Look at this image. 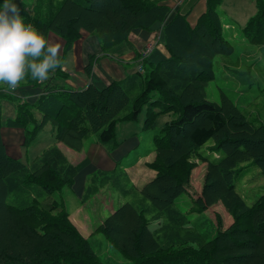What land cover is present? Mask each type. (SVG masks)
<instances>
[{
  "label": "trees",
  "instance_id": "1",
  "mask_svg": "<svg viewBox=\"0 0 264 264\" xmlns=\"http://www.w3.org/2000/svg\"><path fill=\"white\" fill-rule=\"evenodd\" d=\"M206 1L205 13L191 26L180 13L164 23L169 11L164 0H16L25 24L34 25L46 39L49 32L59 35L64 53L88 33L96 35L102 55H108L116 46L130 45L134 29L150 30L160 23L168 55L156 62L148 55L143 73L135 71L102 88L61 84L68 75L60 68L42 83L22 81L41 88L34 102L17 101L14 115L5 121L23 129V143L33 141L50 122L55 142L80 151L93 135L111 151L120 144L117 124L137 120L145 107L143 128L152 129L155 149L147 165L155 174L138 186L117 163L86 177L83 201L105 187L124 198L95 232L127 261L109 255L101 259L69 220L62 195V189L72 191L75 175L88 159L72 163L53 143L25 162L6 151L0 133V264H264V192L248 203L236 185L249 161L264 176V101L254 115L222 88L219 102L206 95L217 65L230 68L244 90H251L257 68L251 66L254 62L244 74L232 68L248 57L235 55L234 42L241 48L244 43L245 54H264L258 43L249 41L257 28L264 31V0H254L256 12L239 28L241 38L222 28L216 7L222 0ZM95 58L89 55L87 73ZM0 98L12 95L0 90ZM2 108L0 100V131ZM167 112L171 118L155 128L154 117ZM206 143L211 145L208 154L201 149ZM194 158L206 161L208 169L201 194L190 198L186 185ZM217 201L232 217L226 229L205 215Z\"/></svg>",
  "mask_w": 264,
  "mask_h": 264
},
{
  "label": "rangeland",
  "instance_id": "2",
  "mask_svg": "<svg viewBox=\"0 0 264 264\" xmlns=\"http://www.w3.org/2000/svg\"><path fill=\"white\" fill-rule=\"evenodd\" d=\"M222 1H221L222 3L216 5L217 11L220 14L221 22L223 24L222 28L224 29L225 33L230 34L235 38H241L242 36L240 34L239 28L241 26H244L248 18L256 12V7L254 6L253 1L238 0L241 3L240 5L234 4L235 0H222ZM232 15L239 22V24L238 23L236 24L235 22L233 27L231 24L230 25L226 24V23H231L230 16ZM250 29L253 30V28H250ZM262 32L264 31L260 27V28H257L256 31H254L251 36H249L250 37L249 41L252 42L254 40V43L256 44L258 43L257 47L260 49H264V35L262 34ZM160 36H162L161 32H160ZM87 42L88 43L85 45V47H87L88 49L92 51H97L98 48L101 47L96 35L87 36ZM234 44H235V47H234L235 55L239 57V54H240V56H243V57L248 56V57L245 58V60L242 59L237 67H232V68H234L235 71H238L242 74L248 72V65L252 62L254 63L251 66L254 67L255 65V67L257 68L258 75H254V73L251 74V78H250L251 81H249L252 84L251 90H244L243 83L237 80L235 76V72H233L230 68L217 65V67H215V78L211 79L207 83L206 95L210 100L219 102L220 101L219 88H222L226 90L230 96H232L231 98L234 99V101L236 102L238 106L242 107L243 109L249 108L252 114L256 115L258 114L257 110L262 109V107H260L259 105L261 104L262 101H264V54L257 53V51L249 53V54H245V52H242L244 49V43H241V45H243V48H241L238 42H234ZM250 48L252 49L253 47H250ZM68 52L69 51H66V53ZM254 56L258 58L255 61L253 59ZM4 88H6V85H3V87L0 89L1 92L5 94L10 93L12 95V99H6V98L1 99L0 98L2 102V107H3L2 108L3 125L1 127V131L3 127L5 126L9 127L8 125H6L5 121L7 120L8 117L12 116V115H9V113H12L13 108L15 110L16 102L22 99L23 94L25 92H27V94H31L32 92L38 91L37 88L39 87L23 84L21 82V86L17 89V94L19 96L15 95L16 92L4 91ZM29 100H33V98ZM253 101L258 104L257 105L252 104L251 102ZM9 103H11V107L6 108V104H9ZM156 110H158V108H155V111ZM145 113H146V108L144 107L137 120L129 121V122H121L117 124L116 126V136L120 140V144L114 150H117L120 152L119 155L121 156L119 159H121L123 165L131 163L130 162L131 160L133 159L136 160L138 156L140 155L139 159H141V163H143L144 166H148L147 163L151 162L153 158L155 157L153 131L152 129H144L143 120L142 121L140 120L143 117H145ZM171 115L172 114L170 112L158 114L157 117H154L155 118L154 127L159 128L161 127V125L163 126V124L171 118ZM134 127H136L135 133H129L128 131L129 130L132 131ZM5 136L8 137V139H10L7 142L8 143L7 146L9 147H7L5 144V141L2 138L6 151L9 148H11V151H10L11 156L12 154L13 156H15V155H18L17 152L18 150H20L22 153V157L21 158L19 157V158L25 162L29 161L34 155L40 153L42 149H44L45 147L52 145L54 143V133L52 129V124L50 122L46 123L43 129L37 134L36 138L28 144H25L22 142L24 139L23 132L21 133V136L19 134L18 136L16 134L14 135L11 134L10 138L8 134H5ZM1 137H2V134H1ZM93 138H94L93 135L88 136V138L85 140V144H84L85 148L87 144L90 142V140ZM209 142L211 141L209 140ZM208 143L204 145L205 147L203 146V148H201L203 149L202 152L207 153V154L211 151L209 150L211 145H207ZM127 145H128V148H126ZM144 157H148V158L146 161L143 162L142 160L144 159ZM243 164L244 166L242 165L243 167H242L241 172H239V175H238L239 177L238 179L236 178L237 179L236 185H237L238 191L240 190V193L245 197V200L248 203H252L261 193L264 192V176L261 174L258 165H255L253 161L252 163L251 161H249ZM192 166L193 167L191 168L189 181L186 187L189 193L188 195H190L189 197L196 198L197 196L201 194V190H202V187L205 181L206 172L208 169L207 167L208 163L203 160L201 161L198 158H194ZM144 168L146 169L147 167H144ZM141 170L143 169H137L134 172L133 170H128V172L126 171L128 175L130 176L129 178L132 179V180L130 179L131 182L135 181L136 184L141 185L142 183L151 179L154 176L153 170L149 169L151 172L148 175H147V172L146 174L144 173L143 175L141 173L142 172ZM62 193L66 201L76 200L75 196L72 194L70 189H62ZM115 195H116V198L120 200L117 203H115L113 207L108 206L109 210L102 209L103 218H105L109 213H111L114 209H116L120 204L124 202V198L120 197L118 193H116ZM190 198L187 199L188 202L190 201ZM99 200L101 201L100 198ZM99 200L93 199L92 204H91V211L93 212L92 214L93 223H98L96 214H99L98 213V207L100 206ZM107 200H109V198H107ZM184 206L188 207L189 204H185ZM205 215L208 218H210L214 223L220 222L224 229H226L232 223L231 215L228 213V211L225 209L224 205L220 201H217L212 206H209L205 210ZM68 218L72 222L71 220L72 216H69V211H68ZM103 220L104 219H102L101 222ZM101 222H99V224ZM95 229H91V228L87 229V234H88L87 236L82 235L80 231L78 229L77 230L83 237L89 239L91 246L93 247L95 252L100 256L101 259H105V257L109 255L111 259H115V261L117 262H126L127 260L123 258V256L114 249V247L109 243L106 237L102 233L95 232Z\"/></svg>",
  "mask_w": 264,
  "mask_h": 264
},
{
  "label": "crops",
  "instance_id": "3",
  "mask_svg": "<svg viewBox=\"0 0 264 264\" xmlns=\"http://www.w3.org/2000/svg\"><path fill=\"white\" fill-rule=\"evenodd\" d=\"M251 1H253L254 3V0ZM164 3L167 6H169V11L164 19V23L172 19V17L175 14L180 13L186 16V19L191 26H194L196 24L199 16L203 12L205 13L207 7L206 0H164ZM234 4L240 5L241 3L238 0H235ZM230 17H231L230 18L231 23H226L227 25L231 24L233 27L235 22L236 24L237 23L239 24L238 20L234 18L233 15ZM161 27L162 24L157 23L153 25V27L150 30L134 29L129 34L130 45L122 44L120 46H116L110 50L108 55H102L101 47L98 48L97 51H92L87 47H85V45L88 43L87 36L91 35L88 33H84L79 39L75 40L73 42L72 47L68 50L69 52L64 53L65 42L63 38H61L59 35L55 34L54 32H49L46 40H48L51 43H59L61 45L60 54L63 55V60H62L64 65L63 70L68 75L66 78L59 80V82L73 89H82L87 87L89 84H93L97 88H102L112 80H121L125 78L127 75L132 74L133 72L136 71L135 59L139 51L142 50V48L149 42L156 43L155 47L151 50L149 54L150 61L152 60V62H156L159 59L164 58L165 56L168 55V53L162 43V36H160ZM89 55H95L96 58L93 62L90 73H87L85 70V66L88 63ZM37 89L38 91L32 92L31 94H27V92H25L23 94L21 101L26 100V101L34 102L37 99V97L41 94V88H37ZM15 92H16L15 95L17 96L18 95L17 90ZM32 98L33 100H29ZM8 107L9 108L11 107V103L6 104V108ZM14 111L15 110L13 108L12 113H9V115L13 116ZM143 119L144 117L140 120L142 121ZM22 130H23L22 128H15V127L11 128L7 126L3 127L1 134L3 140L5 141L6 146L8 144L7 142L10 139H8V137H6L5 134H8L9 138L11 134L12 135L16 134L17 136L19 134L21 136V133L23 132ZM135 130L136 127H134L132 131L129 130L128 132L135 133ZM54 143H56V145L60 148L63 154L72 163H77L84 158H87L89 161V163L75 175L71 192L75 196L76 200L66 201L65 199V205L67 210L69 211V216H72L71 219L72 222L74 223V225L77 227V229L80 231L82 235L87 236L88 235L87 229L90 228L95 229L99 224V222H101V220L104 219L102 216V209L109 210L108 206L113 207L114 204L117 203L120 199L118 200L116 198L115 194L118 192L115 189H113L112 187H105L101 189L97 194L83 201L81 198H82V192L86 177L88 176V174H90L91 172L97 169L112 170L118 167L116 166L117 163H122L121 159H119L121 156L119 155L120 152L114 149L108 151L101 143L96 141L95 138L90 140L86 148L84 145L83 149L80 151L72 150L69 147L65 146L62 142H55L54 140ZM126 148H128V145ZM7 151L11 155L10 152L11 148H9ZM17 153L18 155L13 156L12 154V156L13 157L17 156L16 158L19 157L21 158L22 157L21 151L18 150ZM139 156L136 160L133 159L130 161L131 163L121 167H123V169L127 172L128 170H133L134 172L137 169H143L141 170L142 171L141 173L143 175L144 173L146 174V172L147 175L150 174L151 172L150 170H152V168H149L148 166H144V164L141 163V159H139ZM147 158L148 157H144L142 161L143 162L146 161ZM144 167L147 168L145 169ZM132 183L136 184L135 181ZM136 185L140 186V184H136ZM118 195L122 197L119 193ZM99 198L101 199V201L99 200ZM107 198H109V200H107ZM93 199H97L100 202V206L98 207L99 214H96L98 223L92 222L93 212L91 211V204Z\"/></svg>",
  "mask_w": 264,
  "mask_h": 264
},
{
  "label": "clouds",
  "instance_id": "4",
  "mask_svg": "<svg viewBox=\"0 0 264 264\" xmlns=\"http://www.w3.org/2000/svg\"><path fill=\"white\" fill-rule=\"evenodd\" d=\"M23 3V0H20ZM61 45L51 43L34 25L25 24L16 0L0 4V85L15 92L21 82L31 79L44 82L63 70Z\"/></svg>",
  "mask_w": 264,
  "mask_h": 264
},
{
  "label": "built area",
  "instance_id": "5",
  "mask_svg": "<svg viewBox=\"0 0 264 264\" xmlns=\"http://www.w3.org/2000/svg\"><path fill=\"white\" fill-rule=\"evenodd\" d=\"M156 43L151 42L146 44L145 47L139 51V56L137 57L135 66H136V71L143 73L144 72V64L143 62L145 59L148 57L150 54L151 50L155 47Z\"/></svg>",
  "mask_w": 264,
  "mask_h": 264
}]
</instances>
